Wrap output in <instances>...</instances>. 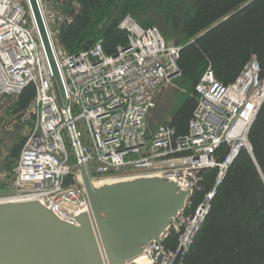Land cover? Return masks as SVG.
I'll list each match as a JSON object with an SVG mask.
<instances>
[{"label": "built area", "instance_id": "built-area-1", "mask_svg": "<svg viewBox=\"0 0 264 264\" xmlns=\"http://www.w3.org/2000/svg\"><path fill=\"white\" fill-rule=\"evenodd\" d=\"M66 97L62 103L51 60L34 15L31 0H0V109L8 98L34 84L29 107L34 126L13 174L15 191L0 202L40 198L63 219L77 223L61 203L88 211L90 202L80 167L88 165L94 181L136 175L173 178L183 190L199 188L202 171L217 168L213 189L191 211L175 217L163 241L152 240L140 258L149 264H180L210 211L216 187L241 150L251 152L250 127L264 101V77L252 57L236 79L223 84L209 67L195 87L198 104L186 135L171 126L150 135L147 116L163 85L181 75L180 47L165 41L156 27L144 28L131 16L119 27L128 44L106 55L102 41L78 54L56 46L54 36L72 13L62 12V0H35ZM13 102V99L11 100ZM227 147L223 159L219 150ZM73 158V159H72ZM176 235L175 249L167 240Z\"/></svg>", "mask_w": 264, "mask_h": 264}, {"label": "trees", "instance_id": "trees-1", "mask_svg": "<svg viewBox=\"0 0 264 264\" xmlns=\"http://www.w3.org/2000/svg\"><path fill=\"white\" fill-rule=\"evenodd\" d=\"M58 6L65 13L78 6L73 22L62 25L54 37L68 54L98 41L106 55L116 54L128 44V33L119 27L126 16L144 28L156 27L166 42L180 47L181 75L167 96L161 93L165 85L158 91L147 116L150 135L160 126L173 127L175 136L188 133L198 104L195 87L209 67L218 81L229 84L254 56L264 77V0H62ZM35 95V85L29 84L0 109V172L12 173L18 164L34 126L29 107ZM165 100L167 108L160 111ZM248 141L251 152L241 150L229 166L191 246L180 254V264H264V101ZM226 152V146L219 150L220 160ZM217 173V168L202 171L190 197L191 211L213 189ZM13 181L10 176L0 183V193L10 192ZM177 243L176 235L167 240L172 249Z\"/></svg>", "mask_w": 264, "mask_h": 264}, {"label": "water", "instance_id": "water-1", "mask_svg": "<svg viewBox=\"0 0 264 264\" xmlns=\"http://www.w3.org/2000/svg\"><path fill=\"white\" fill-rule=\"evenodd\" d=\"M62 103L66 97L35 0H31ZM91 213L61 209L63 219L40 198L0 202V264H143L139 256L152 240L163 241L192 190L159 175L95 182L88 165L80 167Z\"/></svg>", "mask_w": 264, "mask_h": 264}, {"label": "rangeland", "instance_id": "rangeland-1", "mask_svg": "<svg viewBox=\"0 0 264 264\" xmlns=\"http://www.w3.org/2000/svg\"><path fill=\"white\" fill-rule=\"evenodd\" d=\"M174 86H176L174 82L171 83V84H166L165 87L163 88V92L161 91L162 96H167V92L170 91L171 88H173ZM167 104H168V102H167V100H165V103L162 104V105H160L159 110L162 111L163 109L167 108ZM10 176L13 177V180H14L13 181V188H12V190L10 192H8V193H0V195H9V194H11V193H13L15 191V178H14L13 172L12 173H7V172L6 173H3V172H0V183L5 182V181H8V179L10 178Z\"/></svg>", "mask_w": 264, "mask_h": 264}, {"label": "bare ground", "instance_id": "bare-ground-1", "mask_svg": "<svg viewBox=\"0 0 264 264\" xmlns=\"http://www.w3.org/2000/svg\"><path fill=\"white\" fill-rule=\"evenodd\" d=\"M33 11H34V9H33ZM40 14V13H39ZM34 15H35V13H34ZM41 17V16H40ZM35 18H36V15H35ZM103 43V42H102ZM261 107V106H260ZM139 260L143 263V264H149L148 263V261L145 259V258H139Z\"/></svg>", "mask_w": 264, "mask_h": 264}]
</instances>
